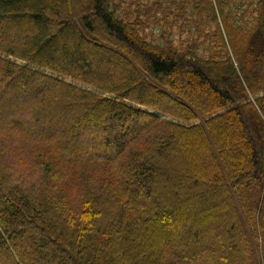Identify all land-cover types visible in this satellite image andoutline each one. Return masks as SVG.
I'll use <instances>...</instances> for the list:
<instances>
[{"label":"trees","instance_id":"16d2710c","mask_svg":"<svg viewBox=\"0 0 264 264\" xmlns=\"http://www.w3.org/2000/svg\"><path fill=\"white\" fill-rule=\"evenodd\" d=\"M0 264H264V0H0Z\"/></svg>","mask_w":264,"mask_h":264},{"label":"rangeland","instance_id":"374dc122","mask_svg":"<svg viewBox=\"0 0 264 264\" xmlns=\"http://www.w3.org/2000/svg\"><path fill=\"white\" fill-rule=\"evenodd\" d=\"M160 25L163 26V21H162V24H160ZM175 27H177V26H175ZM159 28H160V26L157 24L148 25L143 34L147 35V37L153 36L156 38L159 36V32L162 29V28H160V29ZM173 32L175 34L174 38H175V40H177V42L179 39H183L185 37V33H182L181 31H177L175 29V30H173Z\"/></svg>","mask_w":264,"mask_h":264}]
</instances>
